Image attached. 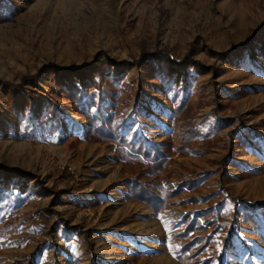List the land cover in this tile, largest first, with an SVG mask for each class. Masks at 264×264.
<instances>
[{
	"label": "rangeland",
	"instance_id": "374dc122",
	"mask_svg": "<svg viewBox=\"0 0 264 264\" xmlns=\"http://www.w3.org/2000/svg\"><path fill=\"white\" fill-rule=\"evenodd\" d=\"M4 1L19 12L0 18V175L27 189L6 190L2 200L0 264H179L174 235L209 206L216 223L199 220L211 245L198 257L264 264L260 208L259 230L232 222L236 208L264 202V0ZM101 69L128 84L117 117L124 112L149 143L180 145L170 115L186 94L195 125L216 130L203 154L170 156L164 186L194 179L197 188L161 211L125 198L122 181L134 175L115 147L83 139L87 121L56 94L70 78L98 96ZM48 104L62 111L60 127L24 137ZM245 128L255 136L241 147L236 135ZM227 157L242 170L225 165ZM230 232L227 254L221 240Z\"/></svg>",
	"mask_w": 264,
	"mask_h": 264
},
{
	"label": "trees",
	"instance_id": "16d2710c",
	"mask_svg": "<svg viewBox=\"0 0 264 264\" xmlns=\"http://www.w3.org/2000/svg\"><path fill=\"white\" fill-rule=\"evenodd\" d=\"M18 12L19 6L17 4L0 0V18L4 16L13 17ZM248 41L249 37H246L245 43ZM141 53L142 57L162 54L157 50H143ZM102 66L104 65L102 64ZM93 87L96 90L102 89L98 96L93 91H84L75 80L67 78L62 87L56 91V94L73 106L74 114L87 121L83 139L88 142L104 143L109 148L115 147V151L123 163V170L134 175V177H128L122 181L126 199L136 200L150 210L158 212L167 208L171 204L170 199L184 188L190 190L197 188L194 179L184 180L178 183L176 188L164 186L169 175L167 173L162 174L171 162L170 156L175 151L186 154V149L190 148L197 155H201L212 142L209 137L210 134L216 132L211 128L202 130L195 125L191 115L192 102L189 94L178 100L170 115L171 121L174 124L178 123L181 130L180 145L173 148L171 142L149 143L146 137L133 130L132 120L128 122L124 112L120 111V115L117 117L120 95L125 92L126 87H129L128 84L119 85L114 80L106 79L105 73L101 69L98 80L94 82ZM28 105L29 100H24L23 108ZM63 119L62 111L48 104L41 111L37 120L28 123L26 127L29 129L25 131L23 136L53 134L60 127ZM123 130L126 131L123 132ZM254 136L255 132L245 128L240 135H236V138L241 147H245L246 138L253 139ZM224 163L242 170L240 163L231 157H227ZM26 189L27 184L22 179H15L10 175L6 177L0 175V210L3 208L2 200L6 196V190H18L20 193H24ZM257 208H260L259 212L264 219V202H247L242 207L243 211H239L237 208L234 210L232 222L237 223L238 217H240L243 224L253 230H259L262 225L255 215ZM2 217L0 214V218ZM200 219H203L205 226H213L216 223V213L212 211L210 206L198 211L197 219L187 223L182 233L174 235L180 245L176 255L179 264H209L208 260L202 261L198 257V254L204 252L207 245H211L209 237L200 234L205 229L201 225ZM221 242L224 253L233 252V232H230L229 236L222 239Z\"/></svg>",
	"mask_w": 264,
	"mask_h": 264
},
{
	"label": "bare ground",
	"instance_id": "6f19581e",
	"mask_svg": "<svg viewBox=\"0 0 264 264\" xmlns=\"http://www.w3.org/2000/svg\"><path fill=\"white\" fill-rule=\"evenodd\" d=\"M83 152H84V154H90V150L89 149H83ZM91 156V155H90Z\"/></svg>",
	"mask_w": 264,
	"mask_h": 264
},
{
	"label": "crops",
	"instance_id": "0c3cea01",
	"mask_svg": "<svg viewBox=\"0 0 264 264\" xmlns=\"http://www.w3.org/2000/svg\"><path fill=\"white\" fill-rule=\"evenodd\" d=\"M0 113H1V110H0ZM172 243V242H171ZM172 245V244H171ZM170 245V248H173L172 246Z\"/></svg>",
	"mask_w": 264,
	"mask_h": 264
}]
</instances>
